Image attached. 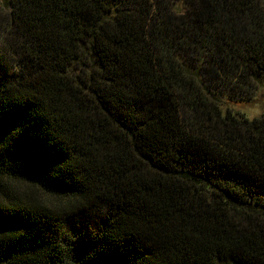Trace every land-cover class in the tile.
I'll list each match as a JSON object with an SVG mask.
<instances>
[{"label": "trees", "instance_id": "trees-1", "mask_svg": "<svg viewBox=\"0 0 264 264\" xmlns=\"http://www.w3.org/2000/svg\"><path fill=\"white\" fill-rule=\"evenodd\" d=\"M264 0H0V264H264Z\"/></svg>", "mask_w": 264, "mask_h": 264}, {"label": "rangeland", "instance_id": "rangeland-1", "mask_svg": "<svg viewBox=\"0 0 264 264\" xmlns=\"http://www.w3.org/2000/svg\"><path fill=\"white\" fill-rule=\"evenodd\" d=\"M224 109L231 108L235 111L244 112L250 117L258 116L264 112V86L258 88L253 99L226 100L222 104Z\"/></svg>", "mask_w": 264, "mask_h": 264}]
</instances>
